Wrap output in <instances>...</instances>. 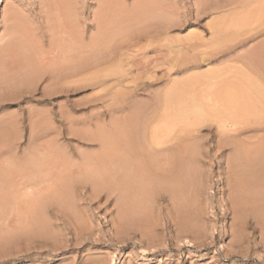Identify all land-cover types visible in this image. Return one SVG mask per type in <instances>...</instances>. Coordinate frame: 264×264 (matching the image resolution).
I'll return each instance as SVG.
<instances>
[{"label":"rangeland","instance_id":"rangeland-1","mask_svg":"<svg viewBox=\"0 0 264 264\" xmlns=\"http://www.w3.org/2000/svg\"><path fill=\"white\" fill-rule=\"evenodd\" d=\"M203 1L0 0V264H264V106L241 108L227 142L216 139L223 110L206 99L227 94L246 62L264 69V0H207L200 14ZM97 40L112 44L102 48L108 62L56 73V49L94 52ZM131 122L143 124L146 147L149 124L171 128L156 131L170 145L197 136L183 142L196 188L155 191L124 223L119 192L80 179L107 164L102 143L117 148Z\"/></svg>","mask_w":264,"mask_h":264},{"label":"bare ground","instance_id":"bare-ground-1","mask_svg":"<svg viewBox=\"0 0 264 264\" xmlns=\"http://www.w3.org/2000/svg\"><path fill=\"white\" fill-rule=\"evenodd\" d=\"M206 1V2H204ZM203 1V5L201 6H205L204 8L202 7V10H200V14L202 12H205L206 9L209 10L210 7H209V3L207 2V0H204ZM224 2V1H223ZM214 3V2H213ZM216 3V2H215ZM215 6V5H214ZM205 9V10H204ZM198 11V10H197ZM264 11V10H263ZM1 12V11H0ZM261 13V12H260ZM198 14V15H200ZM203 14V13H202ZM205 15V14H204ZM1 19V18H0ZM257 19V18H256ZM252 20V19H251ZM255 22V21H254ZM263 25V24H262ZM105 26V25H104ZM225 26V22H221L219 23V25L217 26V29L219 31H221ZM105 29V27H104ZM104 32H106L105 30H103ZM110 34V33H109ZM115 34V33H114ZM117 34V33H116ZM108 35V34H107ZM113 37V34L112 35H109V36H105L106 37V40H110L112 39ZM118 35H116V37L114 36L113 38H117ZM97 38L98 40H102V35L99 36V37H95ZM68 39V38H66ZM70 39V38H69ZM64 40V39H63ZM97 40V45L98 43L100 44L101 42L99 41L98 42ZM70 41V40H68ZM104 42V40H102ZM73 42V41H72ZM71 43V42H70ZM106 43V42H105ZM104 43V44H105ZM109 43V41H108ZM107 43V44H108ZM114 43V42H112ZM65 44V43H64ZM67 44V42H66ZM74 44V43H73ZM96 44V43H95ZM103 44V43H102ZM107 44H105L104 46L103 45H98V46H95L94 48V52H92V50L90 51V49L87 48L86 45L84 44H79L78 47L76 46L75 44V47L74 45H72V47H68L64 50H61L59 51L58 49H56V73H65L68 74V75H84V74H88L93 71H95L96 69H98L101 65L104 64L105 62V58H103V54H104V51L102 48H104ZM111 44V42H110ZM67 46V45H66ZM109 46H112L109 45ZM109 46L107 45L106 48ZM262 47V48H261ZM260 49H261V52L263 53L264 52V45L261 46ZM65 48V47H64ZM105 49V48H104ZM90 52H89V51ZM100 51H103V52H100ZM92 53H95V54H91ZM99 52V53H98ZM76 53H79V56L76 57ZM260 53V52H259ZM93 55V56H92ZM251 55V54H249ZM245 57V56H244ZM71 59H76L77 60V63H69L70 61H72ZM105 59V60H104ZM243 59V58H242ZM35 60V58H34ZM28 61V60H27ZM247 61V60H246ZM245 61V62H246ZM251 61H252V58H251ZM34 62V61H33ZM32 62V63H33ZM106 62H108L106 60ZM244 62V61H243ZM244 64L247 63V72H239L241 73L240 74V77H236V75L234 76V78H238L236 80V83H235V80H232L234 81V86L233 84L231 85V78L227 79L230 81V85L228 86L229 87V92H227V94L224 92V91H227V90H224L223 87L224 86V83L222 84V82H219L218 85H220V83L223 85V89L224 90L223 92L225 93L224 95H221L220 92L219 93V90L220 89H216L218 85H216V87L214 88V91L216 89V91L218 90V95L217 94H210L209 92V95L208 97L206 98L209 102H211L212 104L215 105L216 109L220 108L222 109L223 111L221 112L222 115L221 116H216V117H220V118H217V120H221V123L218 124V128L220 127L221 128V134H225L226 132H230L231 131V128L230 130L226 128L228 127H234L236 124H233V122L235 121V118L234 116H237L238 117H243V113L242 115L241 114V108H244V109H247L246 112H250L248 110H250L251 108L253 109L256 108L257 109V106H264V69L263 67L259 66L255 63L253 66L251 64V62L249 61L246 62ZM253 63V62H252ZM252 66H250V65ZM260 65V62L258 63ZM22 66V65H21ZM114 66V65H113ZM11 67V66H10ZM109 69V68H108ZM113 69V68H112ZM9 70V69H8ZM7 70V71H8ZM101 71V70H99ZM103 71V69H102ZM14 72V71H12ZM96 73V72H95ZM113 73V72H112ZM111 74V73H110ZM235 74V73H234ZM106 75V74H105ZM215 80V79H214ZM190 81V80H189ZM194 83V82H193ZM213 83V82H212ZM240 83V87L238 86V84ZM182 84V83H181ZM180 84V85H181ZM191 84V83H190ZM226 84V83H225ZM229 84V83H227ZM186 85V84H185ZM195 85V84H194ZM203 85V84H202ZM196 86V85H195ZM194 86V87H195ZM227 86V85H226ZM238 88H237V87ZM220 88V86H218ZM235 87V88H233ZM177 88V87H176ZM191 88V86H190ZM233 88V89H232ZM213 89V88H212ZM197 90V89H196ZM230 90H233V91H230ZM181 92V91H180ZM234 92V93H233ZM212 93H216V92H213ZM238 93V94H236ZM196 95V94H195ZM221 95V96H219ZM223 96V97H222ZM199 97H201L199 95ZM205 97V96H204ZM195 98L197 99V95L195 96ZM199 99V98H198ZM197 101V100H195ZM207 101V102H208ZM206 103V102H205ZM199 102H198V106H199ZM211 105V104H210ZM155 107V106H154ZM214 107V108H215ZM260 107V108H261ZM264 108V107H263ZM262 108V109H263ZM197 109V108H196ZM202 109V108H201ZM159 111V110H158ZM206 111V110H205ZM211 111V110H210ZM215 111V110H214ZM262 111V110H260ZM145 112V111H144ZM156 113H158L157 111H155ZM155 112H153L155 114ZM240 112V114H239ZM255 113V111H253ZM149 113V112H148ZM169 113V112H168ZM206 113V112H205ZM210 114V113H209ZM213 114V113H212ZM220 114V113H219ZM245 115L247 113H244ZM260 116H261V113H258ZM264 114V112L262 113V115ZM156 115V114H155ZM203 115V114H201ZM248 115V114H247ZM253 115V114H252ZM213 116V115H212ZM254 116V115H253ZM256 116V114H255ZM195 117V116H194ZM215 117V118H216ZM232 117V118H231ZM234 117V118H233ZM177 118V117H176ZM231 119H234V120H230ZM145 119V118H144ZM194 119V118H193ZM214 119V118H213ZM232 121V122H227V121ZM260 120V119H259ZM144 121V120H143ZM151 121V120H150ZM167 122V120H165ZM195 121V119L193 120V122ZM208 121V120H207ZM147 122V121H146ZM149 122V121H148ZM163 122V121H162ZM178 122V121H177ZM192 122V121H191ZM189 122V124L191 123ZM193 122L191 124H193ZM197 122V121H196ZM201 122V121H200ZM205 122V120H204ZM257 122V120H256ZM129 123V122H128ZM152 123H154L152 121ZM151 123V124H152ZM165 123V122H164ZM179 123V122H178ZM199 123V122H198ZM203 123V122H201ZM201 123L198 124V126L201 125ZM236 123V122H235ZM127 124V123H126ZM188 124V123H187ZM186 124V125H187ZM196 124V123H195ZM253 124V123H252ZM143 125V124H142ZM138 124H127V125H120L121 129L119 128L118 130H120V133H119V140H117V137L116 136V140H117V143H115L116 141L111 138L112 141H115L114 144L117 145V148H114V145L112 147V145H110L111 143H106L108 141H105V143L103 142L102 146H103V153L104 155L106 156V159H105V163L107 162L106 165H103V167H98L100 169H96V172L94 173H89V169L83 174V177H81L80 180H85V183L86 182H90L93 181L95 182L98 186L101 185L103 187H105L106 189H110V188H115L119 194H120V198H121V202H120V211H121V214H122V217H123V220H124V223L125 221H129V213L131 210H137V209H140L142 208L143 204H144V200L146 201L147 200V203L150 202L152 200H155L153 198L155 197H150L152 196V194L154 195V192L155 191H159L161 190V192L164 190V191H167V194L169 193V197H175V196H182V195H187V193L191 192L194 188H196V185L193 186L192 183V177H189V170H190V166L188 165L187 161L190 160L189 158L186 160V154H185V147H184V141H187L189 139H193L195 137H197L196 135H193V134H185L181 137L178 138V143L174 144V145H170V140H167L166 139H163V138H160L162 136H157L160 135L159 133L161 132L162 129H164L165 131L168 129L166 128H163L161 127V124H160V127H158L157 129L153 128L152 125L149 124V126H147V123L145 124L147 126V130L146 132H148L149 134V137H148V142H149V146L146 147L148 145V143L146 145H144V142H139V140L141 141L142 138L139 139V136H140V132H141V126ZM164 124H162L163 126ZM251 125V124H250ZM260 125V123H259ZM145 126V128H146ZM157 126V125H156ZM189 126V125H188ZM188 126H186V128H188ZM195 125H192V127H194ZM197 126V125H196ZM205 126V125H204ZM207 126V125H206ZM213 126V125H212ZM262 127V125H260ZM143 127V126H142ZM165 127V126H164ZM170 127V126H169ZM174 127V126H172ZM176 127V126H175ZM243 127V126H242ZM246 127L249 128V126L247 125ZM246 127H243V128H240L238 131H241V129H244ZM202 128V127H201ZM219 128V129H220ZM226 130H225V129ZM236 128V126H235ZM246 128V129H248ZM160 129V130H159ZM182 129V128H181ZM234 129V128H233ZM232 129V132L236 133L237 131V128L236 130ZM145 130V129H144ZM144 130H142V132H144ZM159 132L156 134V131ZM163 130V131H164ZM168 130H171L168 129ZM194 130V129H193ZM192 130V132H193ZM201 130V129H200ZM222 130H224V132H222ZM256 129H254L255 131ZM183 131V130H182ZM245 131V130H243ZM116 132V131H114ZM141 132V135L143 134ZM168 132V131H167ZM166 132V133H167ZM185 132V131H184ZM202 132V131H201ZM250 132V131H249ZM171 133V132H168V134ZM219 133V134H220ZM243 133V132H242ZM248 133V131L246 132ZM181 134V133H180ZM219 135L216 137V139H225V141L227 142H230L231 139H234L235 136H230L229 137V134H225L226 136H222V135ZM241 133H239L240 135ZM112 135V134H111ZM147 134L145 136H148ZM162 135V134H161ZM170 135V134H169ZM182 135V134H181ZM236 135H238L236 133ZM106 136V134H105ZM111 137V136H109ZM141 137V136H140ZM222 137V138H221ZM165 138V137H164ZM228 139V140H227ZM97 140V139H96ZM146 142L147 140L144 139ZM143 140V141H144ZM194 140V139H193ZM192 140V141H193ZM190 141V140H189ZM219 141V140H217ZM224 141V140H223ZM109 142H110V139H109ZM174 142V141H173ZM172 144V143H171ZM187 144V142L185 143V145ZM232 144V143H231ZM236 145V144H235ZM240 145V144H239ZM233 146V145H232ZM243 146V145H241ZM194 147V146H192ZM187 148V147H186ZM239 148H241L239 146ZM238 148V149H239ZM237 149V151H238ZM236 150V149H235ZM117 151V152H116ZM115 152V153H114ZM241 152V151H240ZM237 153V152H236ZM239 153V151H238ZM242 153V152H241ZM100 155V154H99ZM239 155V154H238ZM243 155V153H242ZM241 156V155H240ZM240 156H236L235 160H239L240 161ZM117 157V158H115ZM95 158V157H94ZM98 158V157H97ZM233 158V157H232ZM240 158V159H239ZM100 161L102 162V158L100 157ZM99 160V158H98ZM95 159L96 162H94L92 160V162H94V164H91L94 166L95 164H99V161ZM107 160V161H106ZM186 160V161H185ZM236 160V161H237ZM246 160V159H245ZM255 160V159H254ZM90 161V160H89ZM243 161V160H242ZM251 161V160H250ZM260 161V160H259ZM241 162V161H240ZM248 163V161H247ZM263 163V161H262ZM89 164V163H88ZM101 164V163H100ZM99 164V165H100ZM190 164V162H189ZM250 164V163H248ZM247 164V165H248ZM254 164V163H253ZM89 164V166H92ZM239 165V164H238ZM243 165V164H242ZM233 166V165H232ZM246 168L249 167L244 165ZM256 166V165H255ZM259 166V165H258ZM261 166V164H260ZM259 166V167H260ZM96 167V166H95ZM113 167V168H112ZM115 167V168H114ZM240 167L237 166V167H233L234 168H238ZM250 167L253 168V165H251ZM257 167V166H256ZM242 168V167H240ZM251 168V169H252ZM74 169V168H73ZM85 169V168H84ZM254 169V168H253ZM258 169V168H257ZM264 169V168H262ZM238 170V169H237ZM236 170V171H237ZM243 170V169H242ZM259 170V169H258ZM240 171V170H239ZM69 172V171H67ZM194 172V170H193ZM241 172V171H240ZM255 172V171H254ZM70 173V172H69ZM73 173V172H72ZM238 173V172H237ZM247 173V172H246ZM250 173V172H248ZM258 173V172H256ZM60 174V173H59ZM66 174V173H64ZM82 174V173H81ZM195 174V173H194ZM80 175V174H79ZM77 175V176H79ZM252 175V174H251ZM60 176V175H59ZM75 176V175H74ZM81 176V175H80ZM235 176V175H234ZM63 177V176H62ZM195 177V175H194ZM241 177V176H240ZM244 177V176H243ZM248 177V176H247ZM70 178V177H68ZM72 179V178H71ZM240 179V178H239ZM79 179H77L76 181H78ZM245 181V177L243 179ZM255 180V179H254ZM260 179H258L259 181ZM199 181V180H198ZM196 181V182H198ZM239 180H237L236 176L235 178H231V180L229 181V184L231 185V196H230V199L231 201L233 202L234 205H237V201H238V189H239ZM247 181V180H246ZM245 181V182H246ZM67 182V181H66ZM253 182V180H252ZM79 183V182H78ZM242 183V182H241ZM263 183V182H262ZM245 184V183H244ZM243 185V183H242ZM83 186V185H82ZM97 186V188H98ZM83 188V187H82ZM256 188V187H255ZM261 188L263 187H260V190ZM264 189V188H263ZM112 190V189H111ZM114 191V190H113ZM264 191V190H263ZM195 192V190H194ZM58 193V192H57ZM68 193V192H67ZM102 193V192H101ZM245 193V192H244ZM158 194V193H157ZM164 194V193H163ZM166 194V193H165ZM257 194V193H256ZM160 195V194H158ZM157 195V196H158ZM162 195V194H161ZM257 196V195H256ZM62 197H64L62 195ZM149 198H151V200H149ZM159 200H161L163 197L160 198L157 197ZM157 199V201H159ZM171 199V198H170ZM169 199V200H170ZM177 199V197H176ZM175 199V200H176ZM181 199V198H180ZM187 200V199H186ZM192 200V199H191ZM190 201V200H188ZM71 202V201H69ZM171 202V201H170ZM180 202V201H179ZM195 202V201H193ZM146 203V204H147ZM264 203V202H262ZM73 204V203H72ZM185 204V203H184ZM193 204V203H192ZM176 205V204H175ZM258 205V204H257ZM62 206V205H61ZM183 206V205H182ZM196 206V205H195ZM241 206V205H240ZM192 207V206H191ZM239 207V205L237 206ZM145 208V207H144ZM186 210L188 208V204H187V208L184 207ZM183 208V209H184ZM184 209V210H185ZM240 209V208H239ZM242 209V208H241ZM237 212V211H236ZM133 214V213H132ZM176 214V213H175ZM120 215V214H119ZM238 215V213H237ZM241 215V214H240ZM138 217V216H137ZM177 218V217H176ZM185 216L183 217V220H184ZM241 218V217H240ZM122 219V218H121ZM131 219V218H130ZM199 219V218H198ZM134 220V219H132ZM175 220V219H174ZM261 220V219H260ZM131 221V220H130ZM257 221V220H256ZM121 222V221H120ZM134 223V221H131ZM259 222V221H258ZM175 223V222H174ZM194 223V222H193ZM191 223H188V225H190ZM242 224V223H241ZM128 225V223H127ZM139 225V224H138ZM187 224H185L184 222L182 223V226H184L186 229H189V226ZM240 225V224H239ZM123 226V225H122ZM133 226V225H132ZM149 226V225H148ZM192 224L190 225V228ZM183 228V227H182ZM184 228V229H185ZM238 228V227H237ZM194 229V228H193ZM192 229V230H193ZM191 231V230H190ZM262 231V230H261ZM187 232V231H186ZM240 234V233H239ZM236 235V234H235ZM241 238V237H240ZM152 259H155L156 261L157 258H153Z\"/></svg>","mask_w":264,"mask_h":264}]
</instances>
